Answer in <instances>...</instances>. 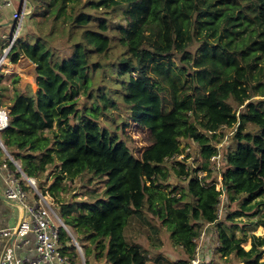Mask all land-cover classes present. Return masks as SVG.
Returning <instances> with one entry per match:
<instances>
[{"label": "trees", "instance_id": "1", "mask_svg": "<svg viewBox=\"0 0 264 264\" xmlns=\"http://www.w3.org/2000/svg\"><path fill=\"white\" fill-rule=\"evenodd\" d=\"M35 1L50 34L17 37L9 49L11 62L25 56L34 63L36 88L13 89L0 138L26 176L53 197L77 241H88L93 248L87 250L106 264H145L124 229L146 208L186 253L178 264H188L206 221L216 226L217 254L264 264V233H251L243 248L248 237L236 236L233 222L236 215L259 214L264 227L258 200L264 195V98L252 99L264 97V0ZM111 10H120L123 22L108 20ZM51 35L67 43L64 55L50 45ZM1 100L0 93L4 105ZM119 101L127 113L121 129L133 121L149 133L138 156L118 132L119 122L107 120ZM222 125L235 128L218 170L211 157ZM182 140L198 145L194 168L174 159ZM6 163L30 189L12 161ZM171 172L185 173L186 181L169 184ZM83 173L101 178L103 193L66 202L64 181ZM43 175L52 177L47 186ZM222 193L227 205L238 203L224 217L229 224L218 214ZM60 235L69 240L63 229Z\"/></svg>", "mask_w": 264, "mask_h": 264}, {"label": "rangeland", "instance_id": "2", "mask_svg": "<svg viewBox=\"0 0 264 264\" xmlns=\"http://www.w3.org/2000/svg\"><path fill=\"white\" fill-rule=\"evenodd\" d=\"M84 1V0H83ZM16 3H19L18 0H12V5L3 4L2 11L0 15V22L4 21V17L9 16L11 14L12 7L15 6L17 8ZM41 8L35 0H29V6L26 10V14L23 17V21L20 24L19 32L17 37H23L26 39H33L36 36H47L50 34V26L49 22L43 21V17L40 15ZM108 20L112 22L120 23L123 22L120 10L117 11H109L106 14ZM10 30L7 27L2 28L0 26V53L4 46L7 44V39H9ZM197 35L193 39V43L191 45V50H194L198 44L199 39ZM16 37V38H17ZM48 38V37H47ZM49 43L51 46H54L56 51L62 56L66 52V47L68 46L65 43L64 39L58 38L56 36H49ZM35 65L34 63L26 58L25 56H21L16 62H11L9 58H6L5 64L2 65V70L0 73V93L2 94V102L4 106L8 104V99L12 95V91L15 87L21 89L22 91H26L28 89L34 90L36 88L35 83ZM16 79V80H15ZM264 97L253 96V100H259ZM119 100V99H118ZM239 110V108H238ZM127 116L125 108L123 104L119 101V108L113 110L111 112V117L107 116V120L111 126H114L117 122H119L120 128L118 132L121 137L127 140V145L132 150V152L138 156L141 149H143L146 145L150 143V136L146 129L141 128L134 124L133 121H128L126 125L123 126V130L121 129L122 119ZM251 124H248L250 127ZM235 126H227L221 127L218 129L217 134L219 136V141L215 144L218 151L217 154L214 155V158H211V161L215 164V166H219L218 170H221L223 167V155L225 153L226 147L231 142V135L234 131ZM182 153L175 156V160H180L184 163L187 168H194L196 164L194 162V158L197 156L198 145L196 142L190 140L188 144L182 140ZM1 153V163L7 161L6 155L2 149H0ZM173 161L169 160L168 164H172ZM218 162V163H217ZM213 164V165H214ZM197 175L201 176L204 174L202 171H199ZM217 177V182H218ZM42 180H44V185L47 186L51 181L52 177L43 175ZM179 180V181H178ZM211 180V177L209 178ZM186 181V174H180L179 178L175 175V173L171 172L170 177L168 179L169 184H174L176 182ZM64 183L67 185L68 189L62 192L61 197L66 202L75 200L77 198H85L89 196L92 190H95V193L102 194L103 193V183L101 178L93 177L90 173H83L72 180H65ZM30 187V186H29ZM35 187L38 192H41L42 195L46 196V200L50 203L51 208L58 214V205L55 203V200L52 196L48 194V192L40 191L35 183ZM26 190L31 194L32 188ZM30 190V191H29ZM75 196H78L74 198ZM61 198V199H62ZM259 201H264V195L259 197ZM227 199L225 198L224 193L220 196V203L218 205V214L220 218L226 217L228 213L235 212L238 209V203L236 201L231 202L227 205ZM264 206V205H263ZM247 212H251V210H247ZM60 217V216H59ZM259 214L251 217L247 215L242 216H234L233 222L239 226V228L235 229L236 236H241L242 234L247 235V240L241 243L243 248H248L250 246V237L251 233L256 235H262L264 233V227L258 224ZM61 219V218H60ZM225 219V218H224ZM256 222L257 224L251 225L250 222ZM225 222L230 223L229 220L225 219ZM68 226V225H67ZM243 229V230H241ZM72 230V229H71ZM204 227L202 226L201 233L204 234ZM214 232V226L211 225L209 229V233H205V236H210ZM73 235L76 238L75 232ZM203 236V235H202ZM124 237L128 241L136 242L146 257L145 264H178L177 261L181 259H187V255L182 249L181 246L175 244L170 236L169 230L166 228L164 224L158 219V217L154 216L150 213L146 208L143 209L142 213L136 214L132 216L124 229ZM68 241V238H65ZM77 240V239H76ZM213 237L209 239V248L213 250V247L216 245L212 244ZM82 244V251L87 264H106L103 257H95L93 252L90 253L86 246L89 248H93V246L86 241V243ZM201 245V242H195ZM91 248V249H92ZM67 252L73 256L75 261L79 263V255L75 249V246L70 245L67 248ZM264 249V245H263ZM210 258V257H209ZM213 264H244V262H240L237 259H225L226 257H222L216 253L215 248L213 251ZM260 260L264 261V252L262 253Z\"/></svg>", "mask_w": 264, "mask_h": 264}, {"label": "built area", "instance_id": "3", "mask_svg": "<svg viewBox=\"0 0 264 264\" xmlns=\"http://www.w3.org/2000/svg\"><path fill=\"white\" fill-rule=\"evenodd\" d=\"M18 1V6L14 8L11 18L18 23L14 25L6 46L1 50L0 73L6 58H9V49L17 37L20 24L29 6V0ZM3 4L11 6L12 0H0V15ZM9 120V109L4 105H0V132L8 126ZM221 127L225 126L222 125ZM0 149L4 151L6 158L12 161L15 168L20 170L18 162L8 152L1 138ZM211 158H214V156ZM6 162L0 163V168L6 170V185L1 193V198L4 201L16 204L19 207L20 216L14 225L0 228V264H87L82 246L76 240L70 228L51 208L46 196L38 192L34 179L22 175L26 184L32 188L30 194L25 189L21 179L16 176L14 170L8 167ZM198 173L201 172L198 171ZM220 178L219 175L218 182H216L217 189L220 188ZM211 225L214 226V232L210 236H205L206 232L209 233ZM203 227L204 234L200 231L194 238V242H201V245L195 243L194 254L188 258V264L214 263L212 256L214 248L216 251V247L214 246L213 250L209 248V239L213 237L212 244L218 245L217 229L214 222L209 221H206ZM61 229L68 234V241L63 242L61 240ZM70 244L75 246L79 255V263L63 249L64 246Z\"/></svg>", "mask_w": 264, "mask_h": 264}, {"label": "crops", "instance_id": "4", "mask_svg": "<svg viewBox=\"0 0 264 264\" xmlns=\"http://www.w3.org/2000/svg\"><path fill=\"white\" fill-rule=\"evenodd\" d=\"M16 5L18 6V3H16ZM14 8L15 6L12 7L11 14L9 16L4 17V21L0 22V26L2 28L7 27V29H9L11 33L14 28V24L9 22L12 18V13L14 11ZM1 158L2 156L0 153V160ZM5 185H6V170L0 168V228H6L14 225L20 216L19 207L16 204L4 201L1 198V193L4 190Z\"/></svg>", "mask_w": 264, "mask_h": 264}, {"label": "water", "instance_id": "5", "mask_svg": "<svg viewBox=\"0 0 264 264\" xmlns=\"http://www.w3.org/2000/svg\"><path fill=\"white\" fill-rule=\"evenodd\" d=\"M9 23H13L14 25L17 24L18 22H15V20L11 19ZM21 174L27 178L26 174L20 169Z\"/></svg>", "mask_w": 264, "mask_h": 264}]
</instances>
